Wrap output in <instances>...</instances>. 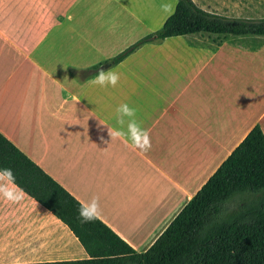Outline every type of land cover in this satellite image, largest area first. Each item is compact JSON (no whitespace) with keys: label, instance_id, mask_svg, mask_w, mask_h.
Instances as JSON below:
<instances>
[{"label":"crops","instance_id":"crops-1","mask_svg":"<svg viewBox=\"0 0 264 264\" xmlns=\"http://www.w3.org/2000/svg\"><path fill=\"white\" fill-rule=\"evenodd\" d=\"M191 1L228 18L264 8ZM165 3L172 13L176 0H0V134L80 204L99 196V220L136 253L252 127L264 136V37H169L104 63L156 31L171 14ZM97 65L120 74L116 87L82 76ZM122 103L137 109L149 151L108 135ZM87 258L33 199L0 197V264Z\"/></svg>","mask_w":264,"mask_h":264},{"label":"trees","instance_id":"trees-1","mask_svg":"<svg viewBox=\"0 0 264 264\" xmlns=\"http://www.w3.org/2000/svg\"><path fill=\"white\" fill-rule=\"evenodd\" d=\"M191 34L264 37V18H225L199 9L191 0H176L156 31L104 63L115 65L144 43ZM98 66L82 76L98 73ZM0 168L13 170L16 185L65 225L88 256L35 264H264V136L258 125L142 253L99 219L82 223L81 204L1 134Z\"/></svg>","mask_w":264,"mask_h":264},{"label":"clouds","instance_id":"clouds-1","mask_svg":"<svg viewBox=\"0 0 264 264\" xmlns=\"http://www.w3.org/2000/svg\"><path fill=\"white\" fill-rule=\"evenodd\" d=\"M163 11L171 13L169 4H162ZM120 81V74L114 71L100 69L92 83L102 88L116 87ZM137 109L128 103H122L115 109L116 128H108V135L111 140L123 138L140 151L147 152L151 149V138L148 130L142 127L141 122L136 118ZM101 124H104L101 122ZM101 139H103L101 137ZM22 188L16 185V176L11 168H0V197L12 203H19L25 197ZM79 219L82 223H91L102 215L99 196H93L91 200L81 204Z\"/></svg>","mask_w":264,"mask_h":264},{"label":"rangeland","instance_id":"rangeland-1","mask_svg":"<svg viewBox=\"0 0 264 264\" xmlns=\"http://www.w3.org/2000/svg\"><path fill=\"white\" fill-rule=\"evenodd\" d=\"M253 5L255 6V11L256 12H254V11H252V10H249L248 12L249 13H247V15H246V17H249V18H251V19H249V20H256V19H259L260 18V16H262V11L264 12V8H263V6L261 5V4H258V3H253ZM252 15V16H251ZM223 17V16H222ZM245 16H243L242 18H244ZM225 18H228V17H225ZM230 18V17H229ZM241 19V18H240Z\"/></svg>","mask_w":264,"mask_h":264},{"label":"water","instance_id":"water-1","mask_svg":"<svg viewBox=\"0 0 264 264\" xmlns=\"http://www.w3.org/2000/svg\"><path fill=\"white\" fill-rule=\"evenodd\" d=\"M109 65L108 64H106L104 67H108Z\"/></svg>","mask_w":264,"mask_h":264}]
</instances>
